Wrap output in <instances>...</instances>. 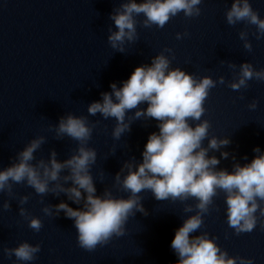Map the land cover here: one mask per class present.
I'll list each match as a JSON object with an SVG mask.
<instances>
[{
	"label": "water",
	"instance_id": "obj_1",
	"mask_svg": "<svg viewBox=\"0 0 264 264\" xmlns=\"http://www.w3.org/2000/svg\"><path fill=\"white\" fill-rule=\"evenodd\" d=\"M123 2L126 0H0V170L10 166L17 152L41 135L46 137V143L34 153L36 160H47L52 150L59 161L69 158L78 142L68 137L56 139L55 125L68 113L87 116L90 124L99 121L88 142V147L97 152L91 169L96 194L102 195L109 188L115 197L127 198L129 193L112 187L114 177L125 161L135 157L138 163L142 162L148 137L159 131V122L152 118L135 120L131 130L116 140L112 136L115 119L105 120L99 113L91 116L87 106L102 101L101 93L111 92L112 83L122 87L136 67L150 65L152 58L165 48L173 50L174 59L172 54L164 53L173 68L180 67L197 78L225 77L224 85L217 84L210 90L201 118L211 123L209 138L215 135L231 140L228 146L208 153L220 160L217 169L231 172L234 163H250L257 155L253 151L256 147L264 153V82L251 80L247 89L233 91L227 82L234 79V74L226 63L239 66L249 62L257 70L264 69V37L257 40L252 35L255 26L226 23L225 12L233 0H202L199 17L187 18L181 12L163 29L155 25L144 28L138 23V40L126 44V52L120 53L111 48L107 36L109 27L116 30L109 16ZM250 3L264 19V0ZM143 19V15L137 17L138 21ZM246 27L252 52L243 48L239 38V32ZM184 32L189 35L177 40L176 33ZM253 100L259 101L255 110L248 107ZM147 106L145 102L139 107ZM135 111L127 112L126 118ZM189 123L195 127L196 122ZM202 146H208L207 139ZM221 152L230 155L224 159ZM61 174L66 175L67 171ZM70 185L71 182L66 186ZM13 190L16 195L9 201L11 210L0 212V264H177L179 257L172 250L171 241L184 219L195 214L185 213V204L197 202L158 201L150 191H143L140 195L148 215L136 212L129 217L124 236H113L108 244L88 252L77 243L73 220L63 212L54 218L45 216L41 211L42 198L26 184H15ZM23 195L29 196L23 207L43 222L38 233L18 213V199ZM213 199L214 205L203 217V227L191 235L207 232L229 256L249 257L254 264H264V217L257 212L256 228L236 235L227 224L224 193ZM6 200L7 194L0 193V204ZM43 200L45 204L63 201L73 208L82 207L63 193L48 194ZM25 241L41 245L35 260L23 262L4 255V247H16Z\"/></svg>",
	"mask_w": 264,
	"mask_h": 264
},
{
	"label": "clouds",
	"instance_id": "obj_2",
	"mask_svg": "<svg viewBox=\"0 0 264 264\" xmlns=\"http://www.w3.org/2000/svg\"><path fill=\"white\" fill-rule=\"evenodd\" d=\"M201 3L202 0H142L140 3L126 0L109 16L116 30L108 28L107 41L112 49L125 53L126 44H134L139 38L138 23L144 28L155 25L163 29L170 19L181 12L187 18L199 17ZM141 15L144 19L138 21L137 17ZM225 19L230 26L241 22L246 26H255L256 31L252 35L257 40L264 37V19L253 9L250 0H233L225 12ZM188 35L187 32L176 33V39ZM248 37L247 27L239 32L243 48L252 52L253 46ZM165 52L175 58L173 50L165 48L152 58L150 65L136 67L122 87L112 83L111 92L101 93L102 101L87 106V113L91 116L99 113L105 120L115 119L112 136L116 140L131 130L135 120L152 118L159 122V131L148 137L142 162L138 163L135 157L125 161L114 177L112 187L129 193L127 198L115 197L109 188H105L102 195L96 194L91 169L96 163L97 152L88 147V142L99 121L90 124L87 116L68 113L55 125V138L68 137L77 141L75 152L59 161L56 151L52 150L47 160H36L34 153L46 143V137L41 135L32 139L17 152L10 166L0 170V193L9 197L0 204V212L11 210L9 201L16 195L13 185L26 184L42 198L40 203L44 215L54 218L63 212L66 218L74 221L79 247L94 252L98 245L108 244L113 236H124L130 216H135L136 212L148 215L142 204L141 192L150 191L158 201L179 200L183 203L194 199L197 202L194 205L185 204L183 210L185 213L195 211V214L184 219L171 241V248L179 257L177 264H237V261L239 264H254L253 258L229 256L215 238H209L207 232L191 234L203 227L204 215L214 205L213 198L221 192L224 193L229 228L236 235L251 233L256 228L259 219L256 213L264 217V153L256 147L253 151L257 155L250 163H234L231 172L217 169L220 160L215 156L209 157L208 153L228 146L231 140L215 135L209 138L211 123L201 118L206 112L204 104L210 90L217 84L224 85L225 77L221 75L217 80L208 75L197 78L180 67H171L172 61ZM226 63L234 74V79L227 82L233 91L247 89L251 80L264 82V69L257 70L249 62L239 66L230 61ZM145 102L147 108L141 109L139 106ZM258 103L253 100L248 107L255 110ZM133 109L136 110L134 115L126 118V113ZM190 120L196 122L195 127L190 125ZM205 139L208 140L207 147L202 146ZM229 155L228 152H221L224 159ZM65 171L67 174L62 175ZM103 176L101 172V182ZM69 182L71 185L66 186ZM61 193L82 207L73 208L63 201L57 205L44 203L43 197L48 194L59 196ZM28 201V195L19 197L18 213L28 220V227L38 233L43 228V222L23 207ZM261 227L264 228V222H261ZM40 251V244L26 241L16 247L3 248L4 255L9 259L14 256L17 261L23 262L35 260Z\"/></svg>",
	"mask_w": 264,
	"mask_h": 264
}]
</instances>
